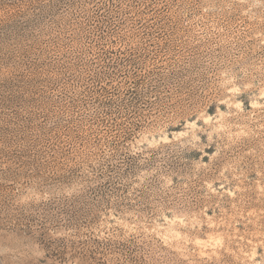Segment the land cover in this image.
<instances>
[{
  "label": "rangeland",
  "instance_id": "1",
  "mask_svg": "<svg viewBox=\"0 0 264 264\" xmlns=\"http://www.w3.org/2000/svg\"><path fill=\"white\" fill-rule=\"evenodd\" d=\"M0 264H264V0H0Z\"/></svg>",
  "mask_w": 264,
  "mask_h": 264
}]
</instances>
